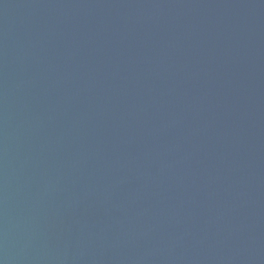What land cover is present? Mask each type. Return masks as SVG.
<instances>
[{
	"label": "water",
	"instance_id": "obj_1",
	"mask_svg": "<svg viewBox=\"0 0 264 264\" xmlns=\"http://www.w3.org/2000/svg\"><path fill=\"white\" fill-rule=\"evenodd\" d=\"M0 264H264V0H0Z\"/></svg>",
	"mask_w": 264,
	"mask_h": 264
}]
</instances>
